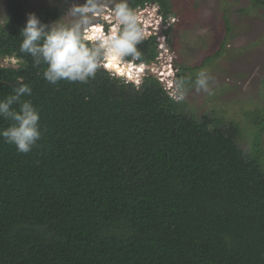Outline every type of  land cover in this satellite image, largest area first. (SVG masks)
I'll list each match as a JSON object with an SVG mask.
<instances>
[{
  "label": "trees",
  "instance_id": "trees-1",
  "mask_svg": "<svg viewBox=\"0 0 264 264\" xmlns=\"http://www.w3.org/2000/svg\"><path fill=\"white\" fill-rule=\"evenodd\" d=\"M129 4L172 13L170 0ZM24 12L8 0L0 58L19 65H0V99L23 77L43 137L27 154L0 137V264H264L258 142L246 153L234 123L195 118L153 75L139 87L106 70L87 84L47 83L37 74L46 66L19 52ZM157 46L154 35L138 45L144 63ZM9 124L0 119V130Z\"/></svg>",
  "mask_w": 264,
  "mask_h": 264
},
{
  "label": "rangeland",
  "instance_id": "rangeland-1",
  "mask_svg": "<svg viewBox=\"0 0 264 264\" xmlns=\"http://www.w3.org/2000/svg\"><path fill=\"white\" fill-rule=\"evenodd\" d=\"M21 1L25 7L24 26L29 13L38 17L44 10H58L61 23L69 19L64 15L69 6L64 0ZM153 7L156 10L148 31L166 37L163 40L166 51L157 49L158 59L144 63L140 84L148 75L161 81L159 73L169 68L171 60L173 75L181 67H189L187 74L195 79L196 73L206 70L213 77L210 91H190L183 101L185 110L197 119L212 113L234 123L240 132V147L246 153L252 152L257 141L264 164V6H253L251 0H170L172 13L166 18L157 4L137 9ZM7 12L8 0H0V28ZM169 29V34L164 33ZM217 51L218 57L206 60ZM6 58H0V65H19ZM121 78L135 84L133 79Z\"/></svg>",
  "mask_w": 264,
  "mask_h": 264
},
{
  "label": "clouds",
  "instance_id": "clouds-1",
  "mask_svg": "<svg viewBox=\"0 0 264 264\" xmlns=\"http://www.w3.org/2000/svg\"><path fill=\"white\" fill-rule=\"evenodd\" d=\"M64 2L69 5L64 14L69 18L67 22L61 23L60 18L53 23H44L35 13H29L21 30L19 52L32 58L34 68L46 66L37 74L51 85L62 80L87 84L96 78L98 71L106 70L114 76L133 79L135 84L129 83L139 87V74L145 64L138 45L151 35L156 40L162 36V33L148 31L155 7L141 11L132 8L129 0ZM145 13H148L147 17ZM6 60L13 65L18 62L16 56ZM167 75L175 79L167 81L165 92L177 103L185 101L192 90L209 92L213 82V77L203 69L196 73L195 79L191 76L176 78L171 71ZM16 82L12 94L0 99V119L10 122L7 128L0 130V137L5 143L14 145L19 153L27 154L43 137L41 114L31 100L22 99L32 96V87L23 77H17Z\"/></svg>",
  "mask_w": 264,
  "mask_h": 264
},
{
  "label": "built area",
  "instance_id": "built-area-1",
  "mask_svg": "<svg viewBox=\"0 0 264 264\" xmlns=\"http://www.w3.org/2000/svg\"><path fill=\"white\" fill-rule=\"evenodd\" d=\"M161 37H162L163 39H161ZM161 37H158V38H157V40H158V46H157V49H158V50L161 49V52H163V51H166V50H165V46H164V41H163L164 39L166 40V37H165L164 35H162ZM157 59H158V56H157L156 60H157ZM168 66H169V68H168L165 72H160V73H159V74H160L159 77H161V78H159V79L161 80L160 82L162 83L164 89H165V84L167 83V81H169V80H173L170 76L167 75V72H168V71H171V72H172V75H173L172 60L168 62Z\"/></svg>",
  "mask_w": 264,
  "mask_h": 264
},
{
  "label": "bare ground",
  "instance_id": "bare-ground-1",
  "mask_svg": "<svg viewBox=\"0 0 264 264\" xmlns=\"http://www.w3.org/2000/svg\"><path fill=\"white\" fill-rule=\"evenodd\" d=\"M135 74V72H133V75Z\"/></svg>",
  "mask_w": 264,
  "mask_h": 264
}]
</instances>
